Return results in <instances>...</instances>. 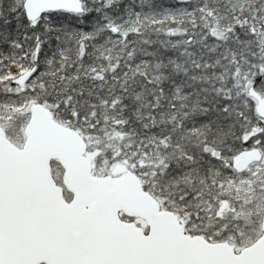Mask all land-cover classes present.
I'll use <instances>...</instances> for the list:
<instances>
[{
    "label": "snow or ice",
    "instance_id": "snow-or-ice-1",
    "mask_svg": "<svg viewBox=\"0 0 264 264\" xmlns=\"http://www.w3.org/2000/svg\"><path fill=\"white\" fill-rule=\"evenodd\" d=\"M0 264H264V0H0Z\"/></svg>",
    "mask_w": 264,
    "mask_h": 264
}]
</instances>
